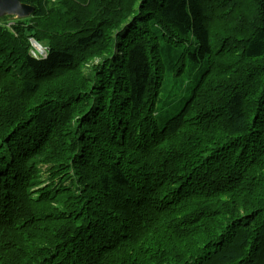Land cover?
<instances>
[{
	"label": "trees",
	"instance_id": "trees-1",
	"mask_svg": "<svg viewBox=\"0 0 264 264\" xmlns=\"http://www.w3.org/2000/svg\"><path fill=\"white\" fill-rule=\"evenodd\" d=\"M22 1L0 18V264H264V0ZM231 56L244 76L200 93Z\"/></svg>",
	"mask_w": 264,
	"mask_h": 264
},
{
	"label": "rangeland",
	"instance_id": "rangeland-1",
	"mask_svg": "<svg viewBox=\"0 0 264 264\" xmlns=\"http://www.w3.org/2000/svg\"><path fill=\"white\" fill-rule=\"evenodd\" d=\"M12 17L15 18L14 16H12ZM12 22H13V20L8 19L7 22L4 23V24L9 27L12 24ZM31 44H32L34 50H36L39 46H41L36 41H33ZM94 58L97 59L96 62H95V63H97L98 60H99V57L95 56ZM248 64L249 63H245L243 61V59L240 58L239 56H231L230 58H225V59L220 60V61L217 60L216 61L215 73H213V75L210 78H208L207 83L203 86V88H202L200 93L204 94L207 90H210L215 84H224V83L228 82L226 80V76L223 75L222 72L217 75V71L218 70H223L224 68L227 69V70H224L225 72H234L236 70H239V71L241 70L240 77H243L244 76V68H246ZM88 65H89V62L88 61L85 62V67H87ZM89 73L90 72H87L86 74L90 75ZM236 77H238V75H236ZM74 80H75V78L69 79V78L65 77L63 82L65 84H69V83L73 82ZM79 82H80V80H79ZM81 82H83L84 84H87L86 81H82L81 80ZM56 89H58V88H56ZM223 90L226 91L227 89L223 88ZM73 93H75L74 90L68 89V92H66V95H72ZM211 94H213V93H211ZM187 96H188V92H186L184 90H181L180 88L177 87V84H175V86H174V95L172 96L173 101H180L181 98H185ZM160 98L163 101V93L160 94ZM169 109H171V112L177 111L176 103L174 105H172L171 107H169ZM162 121L163 120H160V122H159L160 125L162 124L161 123Z\"/></svg>",
	"mask_w": 264,
	"mask_h": 264
},
{
	"label": "water",
	"instance_id": "water-1",
	"mask_svg": "<svg viewBox=\"0 0 264 264\" xmlns=\"http://www.w3.org/2000/svg\"><path fill=\"white\" fill-rule=\"evenodd\" d=\"M34 7L22 0H0V18L6 15L16 18L28 17Z\"/></svg>",
	"mask_w": 264,
	"mask_h": 264
},
{
	"label": "bare ground",
	"instance_id": "bare-ground-1",
	"mask_svg": "<svg viewBox=\"0 0 264 264\" xmlns=\"http://www.w3.org/2000/svg\"><path fill=\"white\" fill-rule=\"evenodd\" d=\"M107 17V16H106Z\"/></svg>",
	"mask_w": 264,
	"mask_h": 264
}]
</instances>
